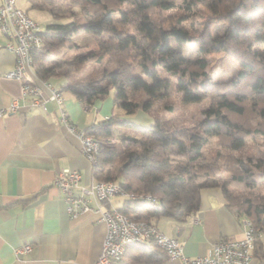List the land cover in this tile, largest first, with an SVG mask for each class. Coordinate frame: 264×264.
Returning a JSON list of instances; mask_svg holds the SVG:
<instances>
[{
  "label": "trees",
  "instance_id": "1",
  "mask_svg": "<svg viewBox=\"0 0 264 264\" xmlns=\"http://www.w3.org/2000/svg\"><path fill=\"white\" fill-rule=\"evenodd\" d=\"M26 1L54 20L40 32L34 74L61 80L57 89L85 105L112 98L111 114L84 130L98 143L91 175L155 198L127 199L122 214L151 224L160 217L182 221L198 210L201 189L218 187L236 217L264 232V156L236 155L246 138L261 139L264 149V49L259 47L264 0H70L66 7L53 0ZM213 23L225 24L224 34L213 36ZM78 34L84 36L76 41ZM171 37L179 45H197L200 56L185 58L171 46ZM66 52L72 56L66 58ZM218 53L238 66L226 81L212 77L211 56ZM87 64L96 67L91 75L73 80ZM169 77L178 80L184 103L210 101L189 129L163 124L153 111L166 97ZM171 109L162 106L163 113ZM138 112L153 122L127 119ZM213 138L216 150L207 152ZM153 249L165 254L153 240L129 245L125 252L157 264Z\"/></svg>",
  "mask_w": 264,
  "mask_h": 264
},
{
  "label": "crops",
  "instance_id": "2",
  "mask_svg": "<svg viewBox=\"0 0 264 264\" xmlns=\"http://www.w3.org/2000/svg\"><path fill=\"white\" fill-rule=\"evenodd\" d=\"M5 44L0 31V107L19 99L24 82H46L59 88L61 80H42L34 73L21 80L7 78L5 74L15 59ZM61 93L67 116L82 131L113 110L110 96L85 105L69 91ZM19 105L15 112L0 118V264H95L105 223L95 212L69 218L61 192L53 185L62 169L80 171L81 184L88 185L94 181L91 162L83 154L79 138L60 122L56 103L47 101L45 109L31 107L27 100H19ZM138 114L143 115L144 124L152 123L146 114ZM126 200L114 196L110 204L102 202L99 206L121 210ZM243 218L229 210L220 188L207 187L199 192V208L194 215L182 221L160 217L154 225L164 235L176 238L186 256L195 257L206 255L219 240L240 239ZM25 244L31 250L16 255L15 248ZM151 253L154 258L159 255L157 264H181L158 250ZM136 254L128 250L120 262L112 264H148L134 259ZM249 264H264V232L256 241Z\"/></svg>",
  "mask_w": 264,
  "mask_h": 264
},
{
  "label": "built area",
  "instance_id": "3",
  "mask_svg": "<svg viewBox=\"0 0 264 264\" xmlns=\"http://www.w3.org/2000/svg\"><path fill=\"white\" fill-rule=\"evenodd\" d=\"M0 31L6 39L5 48L14 56V66L5 76L9 79L21 80L33 75V54L39 50L42 39L40 25L23 9L16 0H0ZM19 100H27L31 107L45 109V103L51 101L57 104L59 120L68 131L75 134L81 143V150L87 159L93 163L98 151L97 141L79 130L71 122L63 108L62 93L49 83H22L19 99H13L6 107H0V118L7 113H13L19 108ZM82 176L76 169L60 170L54 180L62 195L69 218L74 219L88 212L98 214V219L106 226L101 252L95 264H112L120 262L126 247L153 240L169 260H178L181 264H249L260 230H255L251 223L243 218V233L240 239L219 240L215 242L206 255L190 257L183 253L182 245L176 238L161 233L154 224L145 221H133L120 210L107 206L100 208L104 202L110 204L114 196L129 200L144 199L155 201L149 195L138 196L121 189L111 181H91L82 185ZM31 250L28 244L15 248L16 255Z\"/></svg>",
  "mask_w": 264,
  "mask_h": 264
},
{
  "label": "rangeland",
  "instance_id": "4",
  "mask_svg": "<svg viewBox=\"0 0 264 264\" xmlns=\"http://www.w3.org/2000/svg\"><path fill=\"white\" fill-rule=\"evenodd\" d=\"M53 1L55 2V5L60 7H66L70 3V0ZM174 1L176 4L180 2V0ZM16 4L19 8L26 10L28 15L40 25L41 29H44L46 24L54 22L50 14H48L46 11L30 9L26 0H16ZM174 12H176V10L164 11L163 15ZM159 16L160 15L156 16L154 20H157ZM203 17L206 18V15H204ZM197 28H200V24L197 25ZM225 30V24L213 23L211 27V34L213 36L221 35L224 34ZM83 36V34H78L74 36L73 39L78 41ZM170 44L175 50H181L183 56L189 60L200 56L197 45L188 43L184 44L183 42L181 45H179L173 37L170 38ZM259 47L264 49V45H260ZM64 56L66 58H70L72 54L66 52ZM211 62L213 68L212 77L217 81H226L227 79L231 78L238 70L237 64L233 61H230L227 56L221 53L213 54L211 56ZM95 68L96 67L93 64H87L83 66L79 73L75 74L73 80H82V78L91 75ZM164 103L170 105V107L172 108L171 111H168L167 113L162 112V106ZM209 103L210 101L208 98H205L201 102L197 103H184L181 99V93L178 89V80L175 77H169V87L167 89L166 97L163 100H160L153 107V111L154 113H159V115H161L163 124L189 129L195 122L200 120V118L202 117L201 112L209 106ZM146 116L150 117V115ZM150 118L153 122L152 117ZM127 119L138 125H148L144 124L143 115H139L138 113L131 117H127ZM260 142L261 139L253 140L252 138H246L244 145L239 148V150L236 152V155L248 154L256 157H263L264 149L260 146ZM215 143V139H211L205 147V150L207 152L216 150Z\"/></svg>",
  "mask_w": 264,
  "mask_h": 264
}]
</instances>
